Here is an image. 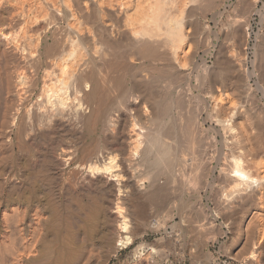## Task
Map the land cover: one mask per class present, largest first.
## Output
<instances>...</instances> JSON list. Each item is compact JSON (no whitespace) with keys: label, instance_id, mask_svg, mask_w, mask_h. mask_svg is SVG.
<instances>
[{"label":"bare ground","instance_id":"bare-ground-1","mask_svg":"<svg viewBox=\"0 0 264 264\" xmlns=\"http://www.w3.org/2000/svg\"><path fill=\"white\" fill-rule=\"evenodd\" d=\"M256 13L264 0H0V264H264Z\"/></svg>","mask_w":264,"mask_h":264},{"label":"rangeland","instance_id":"rangeland-1","mask_svg":"<svg viewBox=\"0 0 264 264\" xmlns=\"http://www.w3.org/2000/svg\"><path fill=\"white\" fill-rule=\"evenodd\" d=\"M263 5L262 4H260L259 5V7H258V9H260L261 7H262ZM262 9V8H261ZM260 9V10H261ZM259 14L258 13H256L254 16H253V18L251 19V27H250V41H249V50H248V53H249V61L251 62V63H254L255 61H256V64H259V59L258 58H260L259 57V55H258V46H259V44H260V42H261V40H262V34L264 33V28H263V26H264V23L263 22H261V18H260V16H258ZM260 18V19H259ZM259 19V20H258ZM259 22V23H258ZM258 23V24H257ZM262 26V27H261ZM260 34V35H259ZM258 37V38H257ZM260 38V39H259ZM257 41V42H256ZM258 43V44H257ZM254 44V45H253ZM256 50H258V51H255ZM254 53H256L255 55H254ZM255 57H254V56ZM257 55V56H256ZM254 58V59H253ZM256 59V60H255ZM251 63H249L250 65H251ZM249 65V66H250ZM263 70V69H262ZM264 71V70H263ZM261 72V76H263L264 77V72ZM263 74V75H262ZM263 77H261V78H263ZM259 79V80H264V79ZM263 82V81H262ZM259 96V95H258ZM255 101V100H254ZM253 106L254 107H257V108H255L256 110H255V114L257 115V109H260L261 108V104L259 103V101H257L256 103H254L253 104ZM259 107V108H258ZM254 140H256V139H254ZM208 153L210 154V156H208V157H211V158H213V157H216V155H217V150L216 149H214V148H210V150L208 151ZM223 162V163H222ZM222 162H220V163H218L217 162V164H216V161L214 160V161H212V162H205L206 164H208V163H212L211 165L210 164H208L207 166L205 165V164H203V170H201V175H203V176H201L200 175V177L202 178L201 179V181L203 180V182H209V183H212L213 184V186H214V188L212 187V191H213V193H215L216 194V192H214V191H218L219 192V190L220 189H222L223 187H221V186H223L222 185V183H220L218 180H217V177L219 176L218 174H219V172H218V170L220 169L219 168V165H222V164H226L227 163V160H222ZM204 165H205V167H204ZM214 165H216V167H217V170L216 171H214V169H212V171L213 172H211V170H209V168H208V170H206L207 168L206 167H213ZM204 168H206L205 170H206V172H205V170H204ZM210 168V169H211ZM207 171L209 172V174L207 173ZM214 172H215V175H214ZM203 173V174H202ZM213 173V174H212ZM206 175V180L207 181H205V178H203L205 175ZM212 174V175H211ZM208 175H210L211 176V178L214 180V183L212 182L213 180H211V178H210V176H208ZM215 178H216V180H215ZM210 180H211V182H210ZM218 182V183H217ZM193 183H195V182H192V184H189V185H186V192L187 193H185V191H184V193L182 192V196H183V199H185V200H191L192 199V197L194 196L193 194H195L194 193V190L195 189H197L198 188V186L195 188V186H192V185H194ZM196 184V183H195ZM216 184V185H215ZM221 187V188H220ZM189 188V189H188ZM194 188V190H192ZM188 190H189V192H188ZM211 190H209V193H210V191ZM191 193V194H190ZM189 195V196H188ZM191 196V197H190ZM177 201V200H176ZM148 239L149 240H151V239H154V236H149L148 237ZM135 246L136 245H134V246H132L131 248H129V249H127L124 253L125 254H128L129 252H131L134 248H135ZM178 246V247H177ZM179 246H180V243H179V241H176V247L177 248H179ZM224 260V259H223ZM176 264H190V261L188 260V259H185V260H183V261H181V260H179L178 259V261L176 262Z\"/></svg>","mask_w":264,"mask_h":264}]
</instances>
